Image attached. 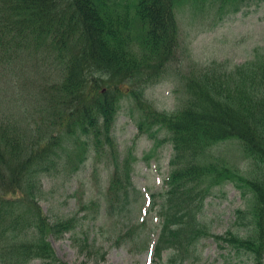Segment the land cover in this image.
Instances as JSON below:
<instances>
[{
  "label": "trees",
  "instance_id": "obj_1",
  "mask_svg": "<svg viewBox=\"0 0 264 264\" xmlns=\"http://www.w3.org/2000/svg\"><path fill=\"white\" fill-rule=\"evenodd\" d=\"M178 1L0 0L1 62L12 64L30 55L50 65L52 74L55 71L50 83V75L44 77L46 91L40 92L46 105L44 123L21 131L0 119V264H29L33 259L40 264H68L49 241L67 233L79 252L104 260L105 253L95 243L87 238L78 242L79 218L90 214L95 220L100 215L101 230L111 222L120 227L137 197H142L132 182L133 149L122 154L112 135L119 102L129 98L139 114L136 136L156 138L155 128L164 129L172 147L165 189L156 192L159 201L151 206L157 209L151 215L157 235L153 262L183 264L195 256L201 239L212 237L218 246L224 244L261 264L264 54L233 69L222 63L209 67L187 83V93L175 111H158L144 95L175 54ZM228 139L241 143L250 174L240 175L214 158V147ZM92 157L102 158L108 169L102 197L94 196L88 203L76 198L72 215L50 220L39 202L44 192L40 176L60 174L69 179ZM93 170H99L97 162ZM224 182H232L252 203L246 200V208L236 210L238 231L215 234L200 216L205 199ZM149 201L151 205L152 195ZM144 203L143 198L137 205ZM147 214L148 210L138 223L120 227L113 244L133 241L142 228L147 229ZM150 232L143 235L144 247Z\"/></svg>",
  "mask_w": 264,
  "mask_h": 264
},
{
  "label": "rangeland",
  "instance_id": "obj_2",
  "mask_svg": "<svg viewBox=\"0 0 264 264\" xmlns=\"http://www.w3.org/2000/svg\"><path fill=\"white\" fill-rule=\"evenodd\" d=\"M175 13L178 25L175 54L159 69L144 95L155 109L167 113L174 110L177 104L181 105L178 100L186 95L187 83L202 71L217 63L233 69L253 61L260 53L264 54V0H253L248 4H236L228 0H179ZM40 57H44V54ZM54 75L55 71L52 74L50 65L48 67L46 63L37 61L30 55L12 64L0 60V119L15 124L21 131L27 130L29 125L35 127L42 121L44 123L46 105L40 98V92L46 91L44 77H48L50 83ZM119 104L120 110L113 124L112 135L122 154L133 149L136 161L133 162L132 182L142 197H137L136 203L132 205L134 209L118 224L126 228L129 223H138L148 210L146 218L150 220L145 230H151V240L147 248L142 246L146 232L142 228L143 232L133 241L117 246L113 244L120 228L115 226L117 222L114 225L111 222L101 230L103 219L100 215L95 220L90 214L81 219L78 217V242L87 238L89 243L102 248L105 257L103 261H95L94 254L79 252L69 233L62 238L49 237L56 255L68 264H151L152 245L157 236L152 229L156 224L152 222L154 217L151 216L157 209L154 206L155 210H152L151 206L153 202L159 201L155 196L156 192L165 189L164 179L169 171L172 148L166 140L167 133L164 129L155 128L156 138L136 136L138 111L130 98L122 99ZM27 136L30 137L31 132ZM239 144V141L230 139L222 141L214 147L212 154L233 170H239L240 175L246 176L250 174V165ZM147 154L150 155L148 159ZM101 160L102 158H90L69 179L60 174L55 177L40 176L44 192L39 196V202L50 220L72 215L77 209L76 198L88 203L94 196L102 197L108 169ZM94 162H97L98 171L93 170ZM105 194L106 192L103 196ZM151 195L150 205L148 198ZM143 198L146 202L137 205L138 202L143 203ZM246 200L252 203L250 196ZM246 200L232 182H224L214 187L212 194L205 199L200 220L215 234H224L227 230L238 231L235 212L239 208H246ZM138 206L141 207L136 209ZM106 230L110 234H105ZM157 262L155 259L152 264H159ZM29 264L40 262L33 259ZM183 264L256 263L247 255L236 253L224 244L220 247L212 237H206L197 243L195 256ZM261 264H264V255Z\"/></svg>",
  "mask_w": 264,
  "mask_h": 264
}]
</instances>
